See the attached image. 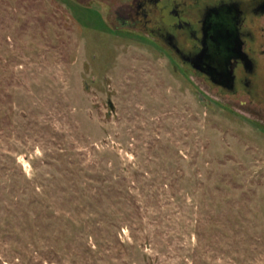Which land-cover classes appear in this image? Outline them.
<instances>
[{
    "label": "rangeland",
    "instance_id": "1",
    "mask_svg": "<svg viewBox=\"0 0 264 264\" xmlns=\"http://www.w3.org/2000/svg\"><path fill=\"white\" fill-rule=\"evenodd\" d=\"M133 1L0 0V264H264V107Z\"/></svg>",
    "mask_w": 264,
    "mask_h": 264
},
{
    "label": "flooded vegetation",
    "instance_id": "2",
    "mask_svg": "<svg viewBox=\"0 0 264 264\" xmlns=\"http://www.w3.org/2000/svg\"><path fill=\"white\" fill-rule=\"evenodd\" d=\"M124 10L127 27L219 95L264 107V0H134Z\"/></svg>",
    "mask_w": 264,
    "mask_h": 264
},
{
    "label": "water",
    "instance_id": "3",
    "mask_svg": "<svg viewBox=\"0 0 264 264\" xmlns=\"http://www.w3.org/2000/svg\"><path fill=\"white\" fill-rule=\"evenodd\" d=\"M108 104V106L110 107V104H109V102L107 103ZM111 108V107H110Z\"/></svg>",
    "mask_w": 264,
    "mask_h": 264
}]
</instances>
